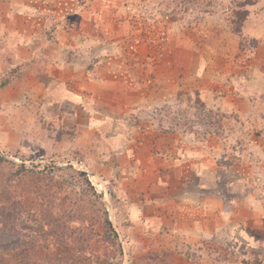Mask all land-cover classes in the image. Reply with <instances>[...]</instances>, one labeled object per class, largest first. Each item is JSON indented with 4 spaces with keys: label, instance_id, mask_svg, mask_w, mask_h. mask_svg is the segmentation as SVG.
Masks as SVG:
<instances>
[{
    "label": "rangeland",
    "instance_id": "374dc122",
    "mask_svg": "<svg viewBox=\"0 0 264 264\" xmlns=\"http://www.w3.org/2000/svg\"><path fill=\"white\" fill-rule=\"evenodd\" d=\"M0 156L15 258L264 264V0H0Z\"/></svg>",
    "mask_w": 264,
    "mask_h": 264
},
{
    "label": "trees",
    "instance_id": "16d2710c",
    "mask_svg": "<svg viewBox=\"0 0 264 264\" xmlns=\"http://www.w3.org/2000/svg\"><path fill=\"white\" fill-rule=\"evenodd\" d=\"M14 224L15 220L10 211L6 210L3 206L0 205V228L8 231L13 228ZM108 224L112 229L110 222H108ZM112 236L113 238L117 239V236L113 230ZM14 251V247L1 248L0 264H48L45 258L41 255V251H34L32 254H29V249L25 247V250L23 249L22 251H20L19 258H15V254L13 253Z\"/></svg>",
    "mask_w": 264,
    "mask_h": 264
}]
</instances>
